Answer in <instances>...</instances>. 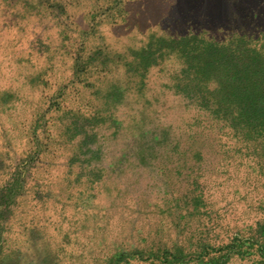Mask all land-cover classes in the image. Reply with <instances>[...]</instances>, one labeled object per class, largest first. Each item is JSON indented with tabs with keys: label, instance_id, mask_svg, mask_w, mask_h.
<instances>
[{
	"label": "rangeland",
	"instance_id": "obj_1",
	"mask_svg": "<svg viewBox=\"0 0 264 264\" xmlns=\"http://www.w3.org/2000/svg\"><path fill=\"white\" fill-rule=\"evenodd\" d=\"M0 264H264V0H0Z\"/></svg>",
	"mask_w": 264,
	"mask_h": 264
},
{
	"label": "trees",
	"instance_id": "obj_2",
	"mask_svg": "<svg viewBox=\"0 0 264 264\" xmlns=\"http://www.w3.org/2000/svg\"><path fill=\"white\" fill-rule=\"evenodd\" d=\"M187 39H191V37H188V36H187Z\"/></svg>",
	"mask_w": 264,
	"mask_h": 264
}]
</instances>
